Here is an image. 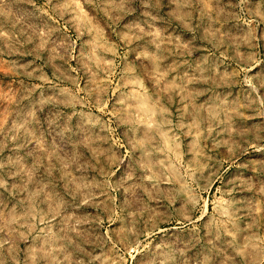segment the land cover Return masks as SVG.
Masks as SVG:
<instances>
[{
	"label": "rangeland",
	"instance_id": "rangeland-1",
	"mask_svg": "<svg viewBox=\"0 0 264 264\" xmlns=\"http://www.w3.org/2000/svg\"><path fill=\"white\" fill-rule=\"evenodd\" d=\"M0 264H264V0H0Z\"/></svg>",
	"mask_w": 264,
	"mask_h": 264
},
{
	"label": "bare ground",
	"instance_id": "bare-ground-1",
	"mask_svg": "<svg viewBox=\"0 0 264 264\" xmlns=\"http://www.w3.org/2000/svg\"><path fill=\"white\" fill-rule=\"evenodd\" d=\"M188 218L187 217H182L181 219H179L180 221L176 222L175 225H181V224H184L185 222H187ZM162 224H165L166 222L165 221H161ZM162 226V225H161ZM160 227V226H159ZM161 228V227H160ZM176 229L175 228H171L170 231H175Z\"/></svg>",
	"mask_w": 264,
	"mask_h": 264
}]
</instances>
